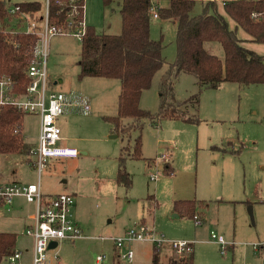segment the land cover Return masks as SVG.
Segmentation results:
<instances>
[{
	"label": "rangeland",
	"instance_id": "obj_1",
	"mask_svg": "<svg viewBox=\"0 0 264 264\" xmlns=\"http://www.w3.org/2000/svg\"><path fill=\"white\" fill-rule=\"evenodd\" d=\"M195 2L193 14H199L204 2ZM84 22L97 33L120 34L119 0L108 6L104 0H85ZM150 32L153 39L163 41L165 64L143 92L140 105L157 113L161 77L177 56V25L161 17L152 18ZM81 45L73 31L49 40L51 91L76 92L90 104L88 113L76 109L58 118L61 144L76 148L79 157L51 160L41 177V186L53 194L75 195L73 219L83 230V237L61 242L49 251L53 264H152L153 240L120 248L113 240L143 219L149 230L167 241H194L195 264H264V85L223 82L218 87H201L194 76L182 74L175 93L191 121H144L142 159L130 156L125 162L132 178V186L127 189L117 184L119 158L125 156V147L133 151L139 132L132 131L130 136L118 132L109 119L118 114L119 80L79 76ZM207 49L224 56L219 44L210 43ZM195 95L197 104L192 100ZM131 121L126 118L122 124ZM39 132L40 118L25 115L22 134L26 142L35 144ZM164 154L170 158L159 161L161 174L152 182L149 174L157 170L155 162ZM167 166L173 169L172 174L166 172ZM37 180V168L31 166L28 155L0 156V184ZM187 200L196 201V213L205 220L200 225L176 210L177 202ZM30 211L31 206L21 199L13 210L0 211V232L18 234L17 248L31 242L22 235ZM212 231L231 244L225 256L213 242ZM167 246L160 248L161 261L170 255L178 257ZM129 248L132 259L123 258ZM99 256L101 261L97 260Z\"/></svg>",
	"mask_w": 264,
	"mask_h": 264
},
{
	"label": "trees",
	"instance_id": "obj_2",
	"mask_svg": "<svg viewBox=\"0 0 264 264\" xmlns=\"http://www.w3.org/2000/svg\"><path fill=\"white\" fill-rule=\"evenodd\" d=\"M46 0H0V75L10 76L17 82L20 92L29 82L27 70L33 58V49L38 37L26 33L28 22L41 24ZM114 0H104L110 5ZM204 8L193 14L195 0H170L167 7H156L159 17L177 25V56L159 84L160 107L157 113L141 108V98L152 85L154 76L165 64L163 41L151 37L152 0H119L122 18L120 34L97 33L86 26L81 39L80 73L83 77H101L120 81L118 114L109 118L118 132L130 136L139 134L134 140L133 151L125 147V156L119 158L117 183L129 189L132 178L126 170L128 157L142 159V130L147 119H182L191 121L181 110L182 102L176 98L175 84L182 74L194 76L201 87H218L223 82L241 86L264 85V55L247 48L238 36L244 30L251 41L264 44V0H203ZM222 3L223 15L219 12ZM19 7L15 13L10 11ZM227 17L236 23L232 29ZM85 0H49V23L67 29L72 24L76 30L84 22ZM219 44L223 57L211 53L207 45ZM195 104L198 95L192 97ZM25 114L15 107L7 106L0 113V156L10 154L30 155L32 145L23 137L22 125ZM130 118L131 123L122 124ZM127 154V155H126ZM166 172L173 173L168 167ZM180 214L201 218L196 213V201L176 203ZM16 234L0 232V261L16 252ZM152 264H195L194 255L175 257L170 255L161 261L160 247L155 245Z\"/></svg>",
	"mask_w": 264,
	"mask_h": 264
},
{
	"label": "built area",
	"instance_id": "obj_3",
	"mask_svg": "<svg viewBox=\"0 0 264 264\" xmlns=\"http://www.w3.org/2000/svg\"><path fill=\"white\" fill-rule=\"evenodd\" d=\"M19 7L10 12L15 13ZM155 18L159 17L156 8L152 10ZM49 0L45 1L44 18L41 24L35 20L28 22L24 31L38 37L33 49V58L27 70L29 82L25 91L18 90L17 82L10 76L0 75V113L7 107H15L25 115L34 114L40 118V132L37 145L32 147L29 155V162L38 171V182L29 184H0V211L9 210L17 197H23L28 203L35 206V212L31 216L33 224L28 226L25 234L33 239L31 264H51L48 258L49 246L52 242L74 241L82 237V229L73 219V206L75 199L69 194H60L53 198H46L43 195L40 179L52 159H69L79 157V151L74 147H67L60 144L62 130L58 124V118L69 113L71 110L80 109L83 113L90 110L89 101L76 92H54L50 89L49 74L47 71V60L49 56V40L56 34L66 31H73L80 39L85 34L86 25L82 22L76 30H72L70 23L67 29L51 26L48 19ZM22 130L18 125L15 133ZM170 155L164 154L156 160L157 170L149 174V179L157 181L161 174V162H167ZM154 163V164H155ZM169 166H167L168 168ZM197 225L202 223L198 216L194 217ZM211 238L220 246V253H227L228 243L222 235L214 231ZM153 240L157 247L168 244L178 257H186L194 251V241L178 240L167 241L162 236H157L153 230H149L144 224H137L118 238H113L117 247H123L127 243L135 241ZM123 258L132 259L133 252L128 249L122 255ZM102 260L101 257L98 258ZM0 264H24L23 252L17 250L9 254Z\"/></svg>",
	"mask_w": 264,
	"mask_h": 264
},
{
	"label": "crops",
	"instance_id": "obj_4",
	"mask_svg": "<svg viewBox=\"0 0 264 264\" xmlns=\"http://www.w3.org/2000/svg\"><path fill=\"white\" fill-rule=\"evenodd\" d=\"M152 2H153V4H154V8H156V7H167V6H169V4H170V0H166L164 3H161L159 0L157 1V0H152ZM219 12H221L223 15H225L226 16V14H225V12H224V8H223V5H222V3L221 2H219ZM152 18H155L154 16H153V12H152ZM157 18H159V17H157ZM227 19H228V22H229V24H230V27L232 28V29H234L235 27H236V23H234L233 21H231L230 20V18L229 17H227ZM175 23V22H174ZM176 24V23H175ZM235 24V25H234ZM238 36H239V38L240 39H242L244 42H243V45L245 46V47H247V48H250V49H252V50H254V51H256L257 53H259V54H262V55H264V44H254V42H252L251 41V37L244 31V30H242V29H239L238 30ZM35 116H37V115H35ZM37 117H39V116H37ZM58 124H59V120H58ZM39 136V135H38ZM62 141V140H61ZM61 141H60V144H61ZM37 142H38V138H37V141H36V143L35 144H31L33 147L34 146H36L37 145ZM61 145H63V144H61ZM64 146V145H63ZM67 147H70V146H67ZM69 159H74V158H69ZM53 160V159H52ZM50 162H51V160L49 161V164H48V166H47V168L45 169V170H47V169H49L50 168ZM32 166V165H31ZM34 167V166H33ZM45 170H43V172L45 171ZM43 172H42V174H43ZM42 177V176H41ZM38 179H39V177H38ZM37 182H38V180H37ZM155 182V181H154ZM31 183H35V182H31ZM118 184V183H117ZM40 185H41V179H40ZM41 189H42V192H43V195L46 197V198H53V197H55V196H57V195H60V194H69V195H72L73 197H74V199L76 198L75 197V195L74 194H70V193H66V192H60V193H57V194H53V192L51 191V189H49V188H47V187H42L41 186ZM18 199H21L22 200V203H27L28 205H30L31 206V211H30V213H28L27 214V219H26V222H25V224H24V231H23V233H22V235H25L26 237H28V238H30L31 239V242L29 243V244H27V245H24L23 247H21V248H17V243H18V240H19V236H18V234H16V233H13V234H16V236H17V241H16V243H15V248H16V250H20V251H22L23 252V263L24 264H31V260H32V249H33V239L30 237V236H27L26 234H25V230H26V228L28 227V226H31L32 224H33V220L31 219V216L34 214V212H35V206L33 205V204H30V203H28L23 197H17L16 199H15V201H14V203H13V205H12V207L10 208L11 210H13V208H15L16 207V204H17V200ZM75 205V204H74ZM9 209V210H10ZM201 219L202 220H204L202 217H201ZM75 220V219H74ZM205 221V220H204ZM139 224H144V225H146L147 226V224L145 223V220L143 219L142 221H140V222H138ZM80 226V225H79ZM81 228V227H80ZM83 231V230H82ZM127 231V230H126ZM126 231H125V233H126ZM9 233H12V232H9ZM82 237H83V234H82ZM186 240V239H185ZM65 241V240H64ZM64 241H60V242H57V246L56 247H51V248H49V251L50 250H53V249H57L58 247H59V245H60V243L61 242H64ZM189 241H191V240H189ZM196 241V240H195ZM67 242V241H66ZM195 246H196V243L194 242V244H193V247H194V251H193V255L195 254ZM229 246H231V244H229L226 248H229ZM168 248H169V246H167ZM130 249V248H129ZM219 249H220V246H219ZM49 251H48V258H49V260H50V262H51V264H53V262H52V260H51V258H50V256H49ZM57 251V250H56ZM222 255V254H221ZM226 255V254H225ZM225 255H222V256H225ZM100 257V256H99ZM98 257V258H99ZM58 257H56V259H57ZM98 258H97V260H98ZM194 259H195V256H194ZM99 261V260H98Z\"/></svg>",
	"mask_w": 264,
	"mask_h": 264
},
{
	"label": "water",
	"instance_id": "obj_5",
	"mask_svg": "<svg viewBox=\"0 0 264 264\" xmlns=\"http://www.w3.org/2000/svg\"><path fill=\"white\" fill-rule=\"evenodd\" d=\"M113 137H115V136H113ZM250 210H251V216L253 217L252 209L250 208ZM56 246H57V242H52V243L50 244L49 248H51V247H56Z\"/></svg>",
	"mask_w": 264,
	"mask_h": 264
}]
</instances>
